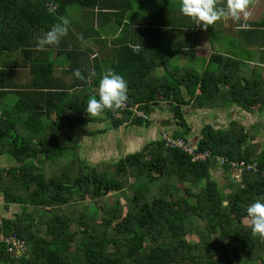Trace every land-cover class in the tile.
Listing matches in <instances>:
<instances>
[{"label": "trees", "instance_id": "obj_1", "mask_svg": "<svg viewBox=\"0 0 264 264\" xmlns=\"http://www.w3.org/2000/svg\"><path fill=\"white\" fill-rule=\"evenodd\" d=\"M179 6L173 0H0V158L17 164L0 169V195L7 209L20 208L0 221V236H16L25 245L18 255L0 243V264H264V237L253 234L246 213L264 197V150L236 122L227 130L207 125L193 146L183 110L236 105L264 112V73L221 52L201 73L173 65L160 21L182 23L176 33L196 25L187 17L188 25L176 21ZM75 9L88 23L78 26L85 40H98L110 24L121 29L112 42L120 45L104 67L95 58L90 71L86 52L65 48L67 40L79 39L71 27L59 46L37 50L36 40ZM247 24L239 35L258 37L247 54L264 62V18ZM182 48L175 51L193 52ZM20 55L30 61L31 82L25 84L16 81ZM108 68L128 83L127 107L89 117L86 102L98 95ZM76 69L84 81L74 76ZM166 101L173 121L185 129L172 136L197 153H211L209 161L193 163L188 153L166 147L162 137L114 164L78 158L79 135L88 139L125 125H150L133 108L151 117ZM221 156L257 162L259 170L232 181L224 196L212 179Z\"/></svg>", "mask_w": 264, "mask_h": 264}, {"label": "rangeland", "instance_id": "obj_2", "mask_svg": "<svg viewBox=\"0 0 264 264\" xmlns=\"http://www.w3.org/2000/svg\"><path fill=\"white\" fill-rule=\"evenodd\" d=\"M180 4L181 0H173V4ZM173 9V8H172ZM249 16L247 17L249 22L255 21L256 19H258L261 15H259L260 12L264 13V0H257L256 1V6H254L253 8H249ZM175 13H180V12H175ZM92 14V13H91ZM171 14H173V10L171 12L168 13V16H171ZM151 15H147V17H150ZM178 17H185L182 14L178 15ZM243 17V16H242ZM68 18L70 19V27L72 32H77L78 26L85 24L87 25V21H85L84 17L80 14L79 9H75V10H71L70 14L68 16ZM230 17H228L225 22L223 21V19H221L220 21H218L215 25H213L212 27H209V29H212L213 31H217L215 33V36L220 38V40L215 41V44L213 42V33H209L207 31H201L199 32L198 30H194V31H188L187 32V36H191L192 38H188L186 39L187 44H193L195 42H197L198 44L200 43H204L205 45L209 46L208 49L210 50V54H214L217 52H221L227 55H230L232 57H234L235 59H240V60H248L247 58H239L238 55V49L237 47H233V43H232V39L233 37H230L229 34H233L235 35V33L233 32V28H229L230 26H232V23L230 22ZM229 20V21H228ZM161 23V22H160ZM234 23V22H233ZM226 26V27H225ZM110 27L111 31H109L108 33L113 32L114 35H110L108 36L107 40L110 41L109 39H116L118 34L120 33V29L118 27H116L115 25H109L107 26L104 30L100 29V38L101 37H106V30L107 28ZM115 31V32H114ZM172 32V31H171ZM167 38L166 34H163V41H165ZM90 41H97V40H90ZM228 42V44H227ZM166 43V41H165ZM164 43V44H165ZM220 43V44H219ZM163 45V44H162ZM195 49H191V51H194ZM201 51H203L201 49ZM197 50V54L200 56L196 63L198 64H193L192 67H190L188 65V63H180V67L183 68L185 66L191 68L192 70L196 69L197 71H199L200 73L203 72L204 70H206V68L208 67V63L211 60V56L209 58V56L207 55H203L202 52ZM107 54H110V50H108V52H104ZM234 53H236L237 55H235ZM202 57L207 58V64L203 65L204 63L202 62ZM171 63L173 65L177 64V60H172ZM197 66L199 67V69L197 68ZM212 69L215 68V65H211ZM202 68V70H201ZM57 76H60V68L57 67ZM257 69H261L258 68ZM263 70V68H262ZM163 103V104H162ZM160 104H162V109L158 108L157 113L160 112V115L162 112H165L167 118H159L158 119H151V117H148V114L145 113L143 114V117L145 120L148 119L149 121H151V123L153 125H155V130L157 129V132H160L158 135L159 137L156 136V139L153 138V136H150L149 132H151V130H147V125L145 123H143L141 126H133L132 125H127L126 128L122 131L120 130H109L107 132V134L105 135H100L98 134L97 137L93 136L92 138L85 139V137H83V139L80 138V135L78 136L77 140L79 142V148L77 150L78 158H81L82 160H85L87 162V164H92V165H98L101 163H117L119 162L121 159H123L124 157H126L129 154H133L138 152V150H142L144 149L147 145H149L150 142L155 141V140H160L162 135L164 133L173 135L174 132L176 131H183L185 130L183 127L178 126L174 121V113L171 110V104L166 102H162ZM157 108V106H154ZM190 109H187V107H184L183 109H185L184 113H185V120L186 123L190 126V123L193 127H195L196 131H201L203 129V127H198L196 126L197 123H208L211 125H215L216 128H221L224 127L223 125H226L228 127H230V118L228 116V113L226 111H228L225 107H223L222 109H218V110H200V109H196L193 106H188ZM191 108L195 109V110H191ZM135 109H140V107H135ZM258 110V108H256ZM198 110V111H197ZM255 110V109H254ZM259 111V110H258ZM155 114V113H153ZM257 114H259L257 112ZM257 118L253 119L254 123L258 122L259 120L264 122V118L259 115L256 116ZM173 121V122H172ZM238 123L242 126L241 123H247L246 119H242L241 117L238 116L237 118ZM172 122V123H171ZM165 123H170V126L167 127H163L164 125H166ZM203 125V124H201ZM99 126V125H98ZM97 125L94 126L95 129H100V127H98ZM91 127V126H90ZM88 128V127H87ZM191 129V128H190ZM154 130V131H155ZM73 131V130H72ZM153 132V131H152ZM152 134V133H151ZM161 135V136H160ZM133 136H137V137H133ZM141 137V138H140ZM87 138V137H86ZM132 138V142L135 143L138 147L135 152L129 153V154H125L126 151L121 147L123 141H129V139ZM140 138V139H139ZM121 144V145H120ZM206 154V153H205ZM198 155H202V154H194V157L198 156ZM213 155L211 154L210 158H212ZM208 158L206 161H209ZM17 164L15 163V161H12L9 158H0V169H7L10 168L12 166H16ZM219 169V171H221L219 174H217V172L214 170L212 171V179H214L220 190L222 191V194L224 196H226L229 192H230V185L233 182H241L242 179L240 181H236L234 179V175L233 173L230 171L229 173L226 172L224 170V168L220 167L219 165H217ZM223 171V173H222ZM186 187H191L189 184H185ZM201 188H203V186H200L198 189V192L201 190ZM180 195L184 196V192H181ZM115 196H112V201H114ZM193 204H195V201L192 200L191 201ZM90 207V203L88 202L86 204V208ZM20 212V208L18 205H11L10 209L6 208V203L4 201V197L2 195H0V221L4 218H13L15 216L16 213ZM197 239V238H196Z\"/></svg>", "mask_w": 264, "mask_h": 264}, {"label": "crops", "instance_id": "obj_3", "mask_svg": "<svg viewBox=\"0 0 264 264\" xmlns=\"http://www.w3.org/2000/svg\"><path fill=\"white\" fill-rule=\"evenodd\" d=\"M256 1H255V3L253 5L250 6V9L253 8L254 6H256ZM219 3H220V1H219ZM261 14H262V16H260L258 19H256L255 21H252V22H249L248 18H244V17L241 16L239 21H242V23H243L242 25H246V27H242V25L240 26L239 22L237 20H235V19L230 17L229 20L232 23V26H230L229 28H233V32L235 33V35H233L231 33V34H229V36L237 39L236 42H238V43L234 44L233 47H237L238 55L236 53H234V54L237 55L239 58L251 59V58H249V55L247 54V51H248L249 48H252L253 43H255L257 41L256 38H258V37H257V35L256 36H253V35L250 36V35H247V34L244 35V37H243V36H241L239 34H240L241 31L247 30V28L249 26L247 23H253V22L261 21L264 18V13L260 12L259 15H261ZM170 18H172V16ZM182 19H183V24L184 23L187 24L186 18L184 19L183 17H180V18L178 17V19L176 21L180 22ZM226 19L227 18H223V21L225 22ZM160 22H161V27L164 28L165 34L167 35V38H166L165 41L167 42L169 47L172 48V50L168 51V53H169L168 55L172 56L173 60H175V59L177 60V65L178 66H180V63H182V62H184L185 64L188 63V65L190 67H192L193 64H197L196 61L200 57L197 54V50L201 51V49H202L203 50V51H201L202 54L204 56L205 55L209 56V58H210V56L213 55L212 53L210 54V52H209L210 51L208 49L209 46L205 45L204 43L198 44L197 42H195L193 44H190V43L187 44L186 39L192 38L191 36H187V32L188 31L198 30L199 32L207 31L209 33H213V35H214L213 36V42L215 44V38H216L215 33L217 31L215 32V31H213L212 29H209V28L207 30H205L202 27L197 26V25H195V26H186L185 25V27L183 28V30H185L184 33H182V32H177L176 33V32L173 31L174 28H175V30H177L178 28H181L182 27L181 26L182 23H179L180 25H176V26L173 27L172 23H169V25L166 24V20L160 21ZM77 30H79V31L74 33L71 30V32H72V36L78 37L79 39L78 40H72L69 43H68V40H67V44H65V45H67V47H65V48L66 49H70V47H71V48H74V50L76 49V50H79L80 52L81 51L86 52L87 53V57H84L83 59L87 60V66L89 68L88 70H90V71L94 70V69H92V67H94L93 66V62H94L95 58H99L100 59L99 65L101 64V65H103V67L106 64V61H110V60L113 59L114 50L116 49V47H118L120 45V43H117L116 45H113L112 42L113 41H117L120 33L118 34L116 39H113V40L109 39L110 41H108L107 40L108 36L114 35L113 32L108 33L109 31H111L110 27H108L107 30H106V34H107L106 37L103 36V37L99 38L97 41H90V39L89 40H85L84 38H81V36L83 35V32H81V29H77ZM120 32H121V29H120ZM218 40H220V38H218ZM223 40H220V41H223ZM177 43H178V46H176ZM227 44H228V42H227ZM65 45L62 44V46H65ZM163 47L164 46H161V48H163ZM182 47L189 48V49H195V50L192 53H190V54H188V53L182 54V53H179V52L175 51L176 49H179V50L183 49ZM59 48H61V47H59ZM108 50H110V54L104 53V52H108ZM56 53L57 52L55 51L54 55H56ZM214 54H215V52H214ZM201 60L204 63L203 65H206L208 57L207 58L202 57ZM242 61H244V62H246V63H248L250 65L259 66L261 68L259 71L261 73H264V65L261 64V63H264V62L261 61V57L259 55H256L254 58H252L251 61H248V60H242ZM18 67H19L18 71L20 72L21 75H20V77L18 79H16V81L18 83H22V84L31 82V78H30L29 73H28L29 72V67H30V61L28 59H24L20 55L19 56V66ZM58 67L60 68V71H61L60 74H61L63 69H62L61 66H58ZM185 67H187V66H185ZM197 68L199 69L198 66H197ZM262 68H263V70H262ZM201 70H202V68H201ZM65 80L66 81H70L71 79L66 76ZM68 84H70V83H68ZM225 108L228 110L226 112L228 113V116L230 118V125L233 122L238 123V121H237L238 116L241 117L242 119H246L247 123H245V122L241 123L242 126L246 129L247 133H250L253 136L254 140L252 141V143L261 145L262 149L264 150V122L259 120L258 122L254 123V121H253V119L257 118L256 117L257 115L261 116V118L262 117L264 118V112L258 111L256 108H254L255 110L253 109V111H247V110H244L243 108H240L239 106H236V105L227 106ZM161 109H162V106H161ZM187 109H190V108L187 107ZM218 109H222L223 110V107L222 108H217V109H209V110H218ZM183 110H185V109H183ZM191 110H195V109L191 108ZM203 111H206V110H203ZM257 112L259 114H257ZM159 118H167L165 112H162L161 115H160V112L157 113V114L155 113V114L151 115V119H153V120L154 119H158L159 120ZM165 124L166 125H164L163 127H165V126L169 127V125H170V123L169 124L165 123ZM201 124H203V125H201ZM207 125H211V124H208V123L207 124L206 123H197L196 126L203 127V129H204ZM103 126H106V125L104 124ZM126 126L127 125L122 126V127H120L119 129H116V130L122 131V130H124L126 128ZM133 126H136V125H132L131 127H133ZM211 126L216 128L215 125H211ZM223 126L224 127H221V128H218V129L227 130V129L230 128V127H228L226 125H223ZM189 127L191 128V131L186 136V139L191 145L197 146L199 141H200V139H201V135H202V130L203 129L201 131H196L195 127H193L191 125V123H190ZM157 129L155 130V125H153L152 123H150V125H147V130L148 131L151 130V132H149L150 133L149 135L153 136L154 139H156V136L159 137L158 134L160 132H157ZM176 132H182V131H176ZM176 132L173 133V136L175 135ZM105 134H107V133H105ZM105 134H102V135H105ZM97 136H98V134L95 137H97ZM133 137H137V136H133ZM89 138H91V137H89ZM83 140H86V138L83 139ZM131 140H132V138H130L129 141H126V142L123 141L122 145L120 144L121 147L126 151L125 154H129V153L135 152L137 148H140L135 143H133ZM155 141H157V140H155ZM139 151H141V150L139 149L138 152ZM215 171L217 172V174H219L221 172V171H219V169H217ZM222 173H223V171H222Z\"/></svg>", "mask_w": 264, "mask_h": 264}, {"label": "clouds", "instance_id": "obj_4", "mask_svg": "<svg viewBox=\"0 0 264 264\" xmlns=\"http://www.w3.org/2000/svg\"><path fill=\"white\" fill-rule=\"evenodd\" d=\"M252 0H225L223 5L217 0H181L180 13L191 19L197 26L207 30L223 18L231 17L239 20L241 16H249L248 9ZM70 27V20L60 17L49 30L37 40V50L59 46ZM246 27V25H242ZM74 76L84 81L86 77L79 69L74 70ZM128 100V83L126 79L111 68L105 69L99 79L98 95H92L86 102V113L89 117L99 116L106 110L116 112L124 107ZM247 217L251 221L253 234L264 237V197L258 198L246 208Z\"/></svg>", "mask_w": 264, "mask_h": 264}, {"label": "built area", "instance_id": "obj_5", "mask_svg": "<svg viewBox=\"0 0 264 264\" xmlns=\"http://www.w3.org/2000/svg\"><path fill=\"white\" fill-rule=\"evenodd\" d=\"M127 104L121 110H125ZM138 107V106H136ZM132 109V108H131ZM137 116L141 117L144 113L140 112L138 109L133 108ZM139 111V112H138ZM149 119V118H148ZM147 119V120H148ZM166 147L171 149H180L192 156L193 163L206 162L210 158L211 153H197L193 147L188 145L185 140L181 138H174L172 135L164 133L162 136ZM194 154H202L194 157ZM217 164L220 167L228 166L229 171L234 175L236 181H240L246 173L257 172L259 170V164L257 162L250 163L245 160L234 161L226 156H221L217 158ZM264 174V173H263ZM0 243H5L7 247L12 251H15L18 255H21L25 251V245L16 236L4 237L0 236Z\"/></svg>", "mask_w": 264, "mask_h": 264}]
</instances>
